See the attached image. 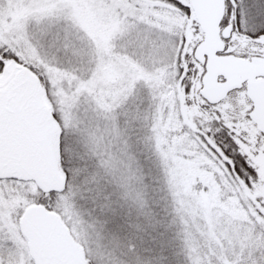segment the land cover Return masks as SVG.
<instances>
[{
    "label": "snow or ice",
    "instance_id": "1",
    "mask_svg": "<svg viewBox=\"0 0 264 264\" xmlns=\"http://www.w3.org/2000/svg\"><path fill=\"white\" fill-rule=\"evenodd\" d=\"M0 264H264V0H0Z\"/></svg>",
    "mask_w": 264,
    "mask_h": 264
}]
</instances>
